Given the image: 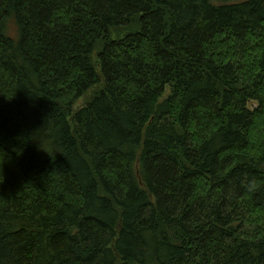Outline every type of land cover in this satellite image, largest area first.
<instances>
[{
	"label": "trees",
	"instance_id": "obj_1",
	"mask_svg": "<svg viewBox=\"0 0 264 264\" xmlns=\"http://www.w3.org/2000/svg\"><path fill=\"white\" fill-rule=\"evenodd\" d=\"M0 264H264V0H0Z\"/></svg>",
	"mask_w": 264,
	"mask_h": 264
},
{
	"label": "rangeland",
	"instance_id": "obj_2",
	"mask_svg": "<svg viewBox=\"0 0 264 264\" xmlns=\"http://www.w3.org/2000/svg\"><path fill=\"white\" fill-rule=\"evenodd\" d=\"M79 105H82L83 104V101L81 100V101H79V103H78Z\"/></svg>",
	"mask_w": 264,
	"mask_h": 264
},
{
	"label": "bare ground",
	"instance_id": "obj_3",
	"mask_svg": "<svg viewBox=\"0 0 264 264\" xmlns=\"http://www.w3.org/2000/svg\"><path fill=\"white\" fill-rule=\"evenodd\" d=\"M231 56H233V55H231Z\"/></svg>",
	"mask_w": 264,
	"mask_h": 264
}]
</instances>
